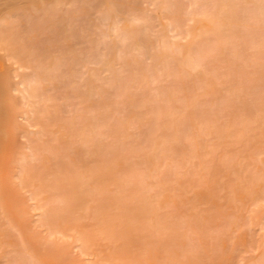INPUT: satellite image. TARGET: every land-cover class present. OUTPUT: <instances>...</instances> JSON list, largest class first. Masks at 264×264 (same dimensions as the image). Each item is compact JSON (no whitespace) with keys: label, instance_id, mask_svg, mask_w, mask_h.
Instances as JSON below:
<instances>
[{"label":"rangeland","instance_id":"374dc122","mask_svg":"<svg viewBox=\"0 0 264 264\" xmlns=\"http://www.w3.org/2000/svg\"><path fill=\"white\" fill-rule=\"evenodd\" d=\"M0 264H264V0H0Z\"/></svg>","mask_w":264,"mask_h":264}]
</instances>
